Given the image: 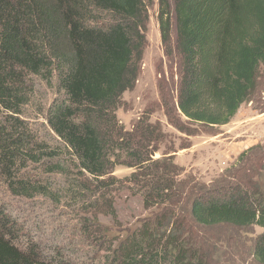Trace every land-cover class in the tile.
Instances as JSON below:
<instances>
[{
	"label": "trees",
	"instance_id": "trees-1",
	"mask_svg": "<svg viewBox=\"0 0 264 264\" xmlns=\"http://www.w3.org/2000/svg\"><path fill=\"white\" fill-rule=\"evenodd\" d=\"M152 2L0 0V176L13 196L78 204L89 214L79 217L82 225L100 229L99 217L117 222L121 193L140 197L149 214L92 253L90 264H233L214 256L206 229L216 225L258 226L250 251L264 264V145L242 151V166L207 184L166 153L154 158L166 134L148 113L130 130L117 119L121 96L139 72ZM157 6L164 53L175 51L178 62L175 104H163L168 123L188 135L191 125L229 123L264 74V0ZM35 81L53 91L42 111L47 139L24 117ZM252 158L254 166L243 171ZM116 166L132 172L115 177ZM1 215L0 264L88 263L60 249L47 256L36 241L20 244ZM104 228L92 238L106 239Z\"/></svg>",
	"mask_w": 264,
	"mask_h": 264
},
{
	"label": "rangeland",
	"instance_id": "rangeland-1",
	"mask_svg": "<svg viewBox=\"0 0 264 264\" xmlns=\"http://www.w3.org/2000/svg\"><path fill=\"white\" fill-rule=\"evenodd\" d=\"M157 8V0H153L148 8L146 43L139 72L134 86L123 92L116 116L125 129L130 130L142 113H148L150 121H158L166 134L154 158H161L166 153L177 165L186 170V174H191L198 181L208 184L231 167L242 166L236 162L242 151L252 146L264 145V74L251 101L243 103L235 118L230 121L227 126L229 131L225 132L226 126L221 125H191L189 129L192 133L189 135L178 131L168 123L163 108L165 101L175 104L178 62L175 51L169 56L164 53L157 22ZM174 41L173 28L172 46ZM34 83V93L23 108L24 117L38 136L47 139L49 131L42 111L51 99L53 91L42 82ZM218 134H224L222 136L229 138L230 142L222 144ZM193 144L195 149L190 150ZM255 163L253 158L245 161L243 171H248ZM258 169L259 167H256L255 170ZM131 172L132 169L129 167L116 166L112 174L122 178ZM243 174L248 172H240V175ZM61 201L63 203V199ZM115 208L117 222L114 223L110 217H99L101 228L110 229L106 239L92 238L98 235L97 228L102 229L82 225L84 220L79 217L84 215L83 217L89 218V214L79 212L78 204L58 205L38 196L32 198L13 196L0 176L1 217L13 224V232L20 244L27 240L36 241L41 252L47 256L60 249L66 257L72 256L77 263L86 261L88 262L86 264H90L92 253L101 254L100 248L137 227L149 214L143 207L140 197L128 194H120L115 201ZM206 230L208 238L212 241L211 247L216 259L221 256L230 259L233 264H257L251 256L250 248L252 239L261 232L258 226L239 228L216 225ZM87 237L90 238L89 241L85 240ZM90 243L92 244L89 245ZM73 250L77 255H71L70 252Z\"/></svg>",
	"mask_w": 264,
	"mask_h": 264
},
{
	"label": "crops",
	"instance_id": "crops-1",
	"mask_svg": "<svg viewBox=\"0 0 264 264\" xmlns=\"http://www.w3.org/2000/svg\"><path fill=\"white\" fill-rule=\"evenodd\" d=\"M239 111V110H238ZM238 113V112H237ZM236 113V114H237ZM236 116V115H235ZM235 116H234V118H235ZM232 120H233V118H232ZM231 120V121H232ZM230 123V122H229ZM229 123H227V124H224V125H221L222 127H225L226 126V129H224L225 130V132H227V131H229V127H227L228 125H229ZM218 135H220V137L219 138H221V142H222V144L223 143H227V142H230V139L229 138H227V137H224V136H222V135H224V134H218ZM229 139V140H228ZM243 143H244V141H242ZM190 150H194L195 149V146H194V144L189 148Z\"/></svg>",
	"mask_w": 264,
	"mask_h": 264
}]
</instances>
